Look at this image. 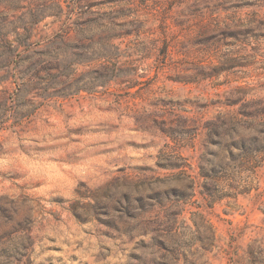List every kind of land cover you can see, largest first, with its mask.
I'll return each mask as SVG.
<instances>
[{
    "label": "rangeland",
    "instance_id": "374dc122",
    "mask_svg": "<svg viewBox=\"0 0 264 264\" xmlns=\"http://www.w3.org/2000/svg\"><path fill=\"white\" fill-rule=\"evenodd\" d=\"M236 88L264 0H0V264H264V160L206 127Z\"/></svg>",
    "mask_w": 264,
    "mask_h": 264
},
{
    "label": "trees",
    "instance_id": "16d2710c",
    "mask_svg": "<svg viewBox=\"0 0 264 264\" xmlns=\"http://www.w3.org/2000/svg\"><path fill=\"white\" fill-rule=\"evenodd\" d=\"M87 8L89 9L90 6ZM88 19L89 24L92 23L101 29L100 33L104 36L102 40L107 46L104 56L119 57V47L113 44V39L122 35L114 33L115 26L119 25L105 20L98 14L97 17H88ZM167 49L168 44L165 45L164 56L168 55ZM105 68L110 70L111 67L106 65ZM242 90L236 88L237 94L230 95L221 102L220 106L226 111L219 112L217 118L209 121L206 127L213 130L218 137V145L225 147L230 154H233L230 148L238 150L235 159L239 158L245 165L256 166L259 161L264 160V96L245 99L243 92H237ZM227 139L233 142L224 144Z\"/></svg>",
    "mask_w": 264,
    "mask_h": 264
}]
</instances>
